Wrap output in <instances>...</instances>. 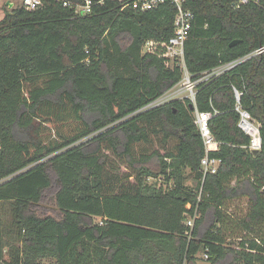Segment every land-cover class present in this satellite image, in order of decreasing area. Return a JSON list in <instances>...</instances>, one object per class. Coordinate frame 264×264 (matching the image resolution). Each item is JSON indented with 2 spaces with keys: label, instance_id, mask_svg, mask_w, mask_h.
<instances>
[{
  "label": "trees",
  "instance_id": "16d2710c",
  "mask_svg": "<svg viewBox=\"0 0 264 264\" xmlns=\"http://www.w3.org/2000/svg\"><path fill=\"white\" fill-rule=\"evenodd\" d=\"M62 1L0 19V264H264V52L196 88L219 142L202 179L190 100L139 111L181 80L163 48L175 7L91 0L79 15L84 0ZM184 6L194 79L264 45V0ZM233 88L260 125L255 154Z\"/></svg>",
  "mask_w": 264,
  "mask_h": 264
},
{
  "label": "built area",
  "instance_id": "2783aa9c",
  "mask_svg": "<svg viewBox=\"0 0 264 264\" xmlns=\"http://www.w3.org/2000/svg\"><path fill=\"white\" fill-rule=\"evenodd\" d=\"M17 5L22 6L27 10H34L36 8L42 7L45 0H15ZM101 1V0H100ZM122 2V7H131L140 12L151 10L157 8L163 3H170L175 7V16L173 20V33L172 35L163 43L164 56L170 61H176L181 69V80L163 93L161 96L148 103L142 107L139 111H143L170 100H190L193 106V122L197 127L201 140L204 147V155L200 159L199 168L202 173V179L207 174L215 173L218 165L219 159L215 157H210L209 153L216 151L219 146V142L216 141L209 128V119L215 113V111H199L195 106V94L197 86L208 80L212 76H217L224 71L232 68L237 63L245 60L247 58L259 55L264 52V45L259 46L257 49L244 56L243 58L222 64L209 71H206L200 75V77L194 79L192 75L188 72L185 67L183 60V46L184 42L189 34L192 22L194 19V14L191 10L184 6L185 0H119ZM249 2L258 4L259 0H234V5L239 7L245 5ZM63 6H70L69 1H62ZM74 12L79 15L88 14L92 10V1L84 0L82 4L72 5ZM150 42L145 43V47H148ZM235 97V107L234 110L238 113V127L248 136L249 143L247 145L248 149L259 150L261 148V135H260V125L252 118L249 111L242 107L240 103V96L242 92L233 88ZM199 198V197H198ZM197 217L196 211L187 216L185 224L188 227L187 235L190 237L191 229L194 224V220ZM206 257V256H204Z\"/></svg>",
  "mask_w": 264,
  "mask_h": 264
},
{
  "label": "crops",
  "instance_id": "0c3cea01",
  "mask_svg": "<svg viewBox=\"0 0 264 264\" xmlns=\"http://www.w3.org/2000/svg\"><path fill=\"white\" fill-rule=\"evenodd\" d=\"M8 2L12 3V5H8L7 4ZM16 4L17 3H16L15 0H0V19L4 15V10L5 9H10V8L14 7Z\"/></svg>",
  "mask_w": 264,
  "mask_h": 264
},
{
  "label": "rangeland",
  "instance_id": "374dc122",
  "mask_svg": "<svg viewBox=\"0 0 264 264\" xmlns=\"http://www.w3.org/2000/svg\"><path fill=\"white\" fill-rule=\"evenodd\" d=\"M147 47H144V50L146 49ZM149 181H152V182H159L158 179L156 178H148ZM188 184H191L192 182L191 181H187ZM42 264H55V261L53 259H50V258H47V259H43L42 260ZM198 264H206L204 262H201L199 261Z\"/></svg>",
  "mask_w": 264,
  "mask_h": 264
},
{
  "label": "water",
  "instance_id": "95a60500",
  "mask_svg": "<svg viewBox=\"0 0 264 264\" xmlns=\"http://www.w3.org/2000/svg\"><path fill=\"white\" fill-rule=\"evenodd\" d=\"M8 5H12V3H10V2H8L7 3ZM239 42V40H233V41H231L230 43H229V46H233V45H235V44H237ZM257 152V150H253L252 151V153H256Z\"/></svg>",
  "mask_w": 264,
  "mask_h": 264
}]
</instances>
